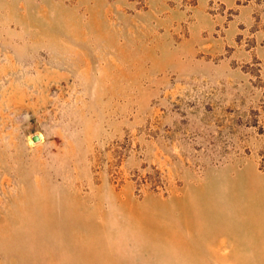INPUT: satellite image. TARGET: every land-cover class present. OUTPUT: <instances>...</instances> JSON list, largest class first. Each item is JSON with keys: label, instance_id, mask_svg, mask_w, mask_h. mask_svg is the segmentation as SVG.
<instances>
[{"label": "rangeland", "instance_id": "1", "mask_svg": "<svg viewBox=\"0 0 264 264\" xmlns=\"http://www.w3.org/2000/svg\"><path fill=\"white\" fill-rule=\"evenodd\" d=\"M0 264H264V0H0Z\"/></svg>", "mask_w": 264, "mask_h": 264}, {"label": "water", "instance_id": "2", "mask_svg": "<svg viewBox=\"0 0 264 264\" xmlns=\"http://www.w3.org/2000/svg\"><path fill=\"white\" fill-rule=\"evenodd\" d=\"M40 140V136L36 135L33 137L34 142H38Z\"/></svg>", "mask_w": 264, "mask_h": 264}, {"label": "bare ground", "instance_id": "3", "mask_svg": "<svg viewBox=\"0 0 264 264\" xmlns=\"http://www.w3.org/2000/svg\"><path fill=\"white\" fill-rule=\"evenodd\" d=\"M117 202H118V201H117ZM186 205H187V204H186ZM187 208H188V207H187ZM187 212H188V211H187ZM184 216H185V215H184ZM177 218H178V217H177ZM187 218H188V217H187ZM172 220H173V219H172ZM172 220H171V221H172ZM175 220H176V219H175ZM180 220H181V219H180ZM183 221H184V220H183ZM231 257H232V256H231ZM233 257H234V256H233ZM203 258H204V257H203ZM208 260H209V259H208ZM232 260H233V259H232Z\"/></svg>", "mask_w": 264, "mask_h": 264}]
</instances>
